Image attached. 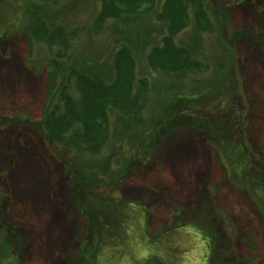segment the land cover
<instances>
[{
	"label": "rangeland",
	"instance_id": "rangeland-1",
	"mask_svg": "<svg viewBox=\"0 0 264 264\" xmlns=\"http://www.w3.org/2000/svg\"><path fill=\"white\" fill-rule=\"evenodd\" d=\"M7 1L13 4L0 7V19L10 21L0 35V258L4 264L11 257L15 264H74L86 225L62 161L69 156L53 148L39 127L47 50L37 42L28 46L22 31L26 0ZM200 1L213 30L191 26L174 38L209 65L205 74L192 78L147 66L145 55L164 32L154 18L162 0H155L154 11L139 20L109 21L99 33L91 30L99 0H65V14L55 17L56 23L59 18L71 28L81 27L72 47L79 62L107 65L115 48L125 43L137 76L147 80L140 116L133 126L114 120L120 138L112 144L121 142L132 152L137 139L162 129L163 124L156 127L158 120L174 117L149 159L134 160L115 186L96 189L101 197L144 209L139 223L145 224L123 244L98 253L97 264L142 259L143 264H264L260 201L229 181L209 143L211 133L200 128L203 121L232 122L226 115L240 104L241 131L227 136L246 142L264 182V0H241L216 12L207 0ZM189 96L198 98L181 108V97ZM4 224L9 244L3 240Z\"/></svg>",
	"mask_w": 264,
	"mask_h": 264
},
{
	"label": "trees",
	"instance_id": "trees-1",
	"mask_svg": "<svg viewBox=\"0 0 264 264\" xmlns=\"http://www.w3.org/2000/svg\"><path fill=\"white\" fill-rule=\"evenodd\" d=\"M0 1L3 9L13 4L7 0ZM25 2L27 23L22 31L28 46L31 49L37 42L46 48L48 56L45 60L46 102L39 127L42 136L53 148L68 154L69 157L62 161L69 182L78 193L76 206L85 219L86 239L80 242L73 261L74 264H97L98 253L123 244L135 236L136 231L144 229L145 224L142 228V223H139L144 209L137 211L118 198L101 197L96 189L115 186L117 178L134 160L149 159L161 132L167 130L174 117L171 121L167 118L158 120L156 127L163 124L162 129L158 131V127L152 134L137 139L133 153L126 152L129 148L121 142L112 144L115 137L120 138L114 120L123 126H133L143 110L142 100L147 89V80L136 74L135 58L128 45L121 43L115 48L111 62L106 61L107 65L100 66V61L94 64L79 62L72 47L77 44L81 27L71 28L59 18L56 19L60 23L55 21L56 15H61L66 8L63 4L65 0ZM154 7L155 0H99L91 30L99 33L109 21L133 23L154 11ZM7 18L0 19V35L7 31L5 27L10 23ZM154 18L162 23L164 32L159 41L151 43L145 55L147 66L179 78L205 74L209 70L208 63L193 58L187 47L174 41L177 34L191 26L199 32L213 30L211 18L202 9L201 1L162 0ZM182 97L179 102L184 109L198 98ZM204 98L202 95L198 99ZM234 107L226 115L227 120L232 122L220 125L219 119L213 123L203 121L200 128H208L206 132L211 133L209 143L229 181L247 191L258 203L260 201L257 204L259 212L264 214V182L261 173L255 169L249 147L244 140L237 142L227 136L240 133L243 124L242 120H238L241 105ZM2 230L3 240L9 244L11 239L6 224ZM5 261L4 257L0 258V264ZM143 261H137V264H143ZM6 263L15 264L12 257Z\"/></svg>",
	"mask_w": 264,
	"mask_h": 264
},
{
	"label": "water",
	"instance_id": "water-1",
	"mask_svg": "<svg viewBox=\"0 0 264 264\" xmlns=\"http://www.w3.org/2000/svg\"><path fill=\"white\" fill-rule=\"evenodd\" d=\"M207 1L214 10H219L226 6L236 4L237 2H240L241 0H207Z\"/></svg>",
	"mask_w": 264,
	"mask_h": 264
}]
</instances>
